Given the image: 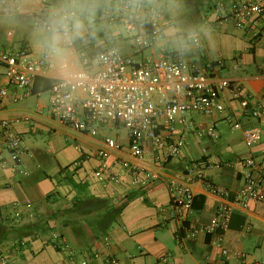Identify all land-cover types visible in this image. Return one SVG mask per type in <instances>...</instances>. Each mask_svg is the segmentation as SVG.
<instances>
[{"label":"crops","instance_id":"1","mask_svg":"<svg viewBox=\"0 0 264 264\" xmlns=\"http://www.w3.org/2000/svg\"><path fill=\"white\" fill-rule=\"evenodd\" d=\"M110 1L100 0L101 4ZM220 1L225 0H170L165 9V37L151 52L179 50L189 60H220L221 76L240 83L252 95L253 104L264 103V33L253 40L233 22L217 20L214 8ZM40 9L39 0H22V12L36 16ZM175 16L183 17L187 32L175 27ZM29 19L0 14V49H15L25 42L42 51L32 37ZM178 34L187 44L184 49ZM84 39L78 46L86 43L91 51H98L114 43L122 53L141 58L118 24L88 25ZM56 76L53 69L26 87L11 84L0 98V121L12 120L24 145L17 160L6 153L0 158V264H76L81 259L102 264L109 257L119 264H237L243 255L264 261V201L247 207L232 203L242 184V158H255L264 175V113L257 118L242 114L240 106L225 96L224 111L192 114L194 126L185 133L179 154L155 168L158 179L153 184L132 185L129 178L105 183L96 173L95 153L104 145V137H113L101 127L95 134L74 130L49 113L50 80ZM5 84L0 64V86ZM227 113L239 122L238 127L225 119ZM214 121L217 138L206 133ZM116 137L119 148L112 149L108 159L113 169H119L113 164L116 158L135 162L127 134ZM145 146L146 158L139 163L151 169L148 140ZM193 163L203 167L207 180L226 188L227 196H217L200 180L190 179L185 171ZM171 177L187 181L193 191L192 205L182 222L172 218L167 186ZM221 203L232 204L227 228L198 230L188 236L187 228L207 225ZM54 232L67 247L53 238ZM220 244L229 249L226 254L221 253Z\"/></svg>","mask_w":264,"mask_h":264},{"label":"built area","instance_id":"2","mask_svg":"<svg viewBox=\"0 0 264 264\" xmlns=\"http://www.w3.org/2000/svg\"><path fill=\"white\" fill-rule=\"evenodd\" d=\"M39 15L54 3L39 0ZM170 0H111L107 9L101 8L88 25L118 24L122 26L133 50L141 54L140 59L122 53L116 44H107L100 50L91 51L89 46H76L82 80L67 83L59 76L50 80L48 111L57 121L74 130L95 134L100 127L122 125L128 137V147L135 162L116 158L113 162L119 169L108 163L111 150L119 144L104 137L103 146L96 150L97 175L105 183L125 182L132 185L149 186L158 179L155 168H161L165 161L176 157L184 145L185 133L194 126L193 113L211 115L225 110L223 98L236 102L242 114L253 118L264 113V103L253 104L252 95L237 82L221 76L220 60L198 58L189 60L179 50H163L156 55L152 48L164 37L165 9ZM21 8L22 0H13ZM129 4H140L142 11H153L161 6L158 14L149 19H140L129 14ZM214 11L217 20H229L258 40L264 33V0H225L216 3ZM10 33V32H9ZM84 41H88L85 38ZM199 46V41H195ZM102 59L97 62V58ZM0 64L6 84L0 86V98L8 91L9 85L26 87L36 77L46 76L53 70L47 54L34 50L23 42L15 49H0ZM225 119L232 127L239 122L227 113ZM217 121L210 123L206 133L218 137ZM152 148L154 168H146L144 161L145 142ZM23 139L14 129L13 121H0V158L3 153L17 160L23 149ZM242 184L235 192L232 203L247 207L250 202L264 201V175L252 156L242 158ZM185 173L190 179L200 180L213 194L225 197L228 190L206 179L203 167L193 163ZM127 179V180H126ZM171 195L172 218L182 222L192 205L193 191L187 181L171 177L167 181ZM232 204H219L210 222L204 226H189L188 236L198 230L207 232L225 230L231 216ZM53 238L61 240V247H67L60 234ZM108 239L107 236H105ZM221 237L219 238V240ZM221 253L228 248L221 245ZM1 257V256H0ZM2 261V258H0ZM4 261V260H3ZM76 264H90L86 259ZM102 264H119L113 258H106ZM157 264V263H154ZM237 264H264L263 260H250L241 256Z\"/></svg>","mask_w":264,"mask_h":264},{"label":"clouds","instance_id":"3","mask_svg":"<svg viewBox=\"0 0 264 264\" xmlns=\"http://www.w3.org/2000/svg\"><path fill=\"white\" fill-rule=\"evenodd\" d=\"M109 4H101L100 0H56L45 12L31 16L22 12L13 0H0V14L7 19H17L21 15L29 16L32 37L48 56L59 78L71 84L82 80L76 46L84 39L87 22L95 18L101 8L107 9ZM161 6L153 11H142L140 4H129V14L140 19H149L158 14ZM171 11V7H169ZM102 57L97 58V62Z\"/></svg>","mask_w":264,"mask_h":264},{"label":"rangeland","instance_id":"4","mask_svg":"<svg viewBox=\"0 0 264 264\" xmlns=\"http://www.w3.org/2000/svg\"><path fill=\"white\" fill-rule=\"evenodd\" d=\"M180 6H182V8H184V7H186L185 5H183V4H181ZM187 8V7H186ZM173 22H174V25H175V27H177V29H179V31H180V33L183 31H186L187 32V29L185 28V25L183 24V22H184V19H183V17H181V16H179V17H174L173 18V20H172ZM164 37H165V35H164ZM177 38H178V40H179V43L181 44V48L182 49H184V47L185 46H187V44L185 43V41H184V38L182 37V34H178L177 36H176ZM176 37L174 36L173 37V39L175 40V42H177L176 41ZM165 39V38H164ZM178 44V43H177ZM182 54H183V52H182ZM184 56H185V54H183ZM194 114V113H193ZM102 129H104V130H107L108 131V133H109V135H111L113 138H115V140H116V136H118V137H123L124 135H125V137H126V131H125V129H124V127L122 126V125H117V126H114V127H111V128H109V127H106V126H103V127H101Z\"/></svg>","mask_w":264,"mask_h":264},{"label":"trees","instance_id":"5","mask_svg":"<svg viewBox=\"0 0 264 264\" xmlns=\"http://www.w3.org/2000/svg\"><path fill=\"white\" fill-rule=\"evenodd\" d=\"M37 78V77H36Z\"/></svg>","mask_w":264,"mask_h":264}]
</instances>
